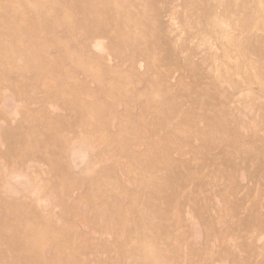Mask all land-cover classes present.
Listing matches in <instances>:
<instances>
[{"label": "rangeland", "instance_id": "374dc122", "mask_svg": "<svg viewBox=\"0 0 264 264\" xmlns=\"http://www.w3.org/2000/svg\"><path fill=\"white\" fill-rule=\"evenodd\" d=\"M0 264H264V0H0Z\"/></svg>", "mask_w": 264, "mask_h": 264}]
</instances>
